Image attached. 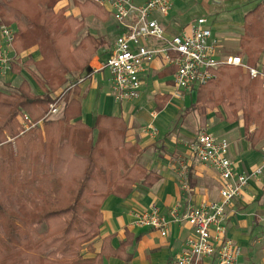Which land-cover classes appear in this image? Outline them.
<instances>
[{
  "label": "trees",
  "instance_id": "obj_1",
  "mask_svg": "<svg viewBox=\"0 0 264 264\" xmlns=\"http://www.w3.org/2000/svg\"><path fill=\"white\" fill-rule=\"evenodd\" d=\"M55 1L0 0L1 24L17 25L13 48L19 53L38 45L44 56L35 75L43 94L34 95L27 81L14 92L0 90V264H104L118 252L109 246L113 235L93 248L104 223L103 203L160 179L139 163L141 147L126 141L121 118L99 116L94 127L79 119L80 104L71 97L79 87L68 75L86 70L104 40L77 39L84 22L56 12ZM78 4L83 17L101 8L94 0ZM243 42L256 65L264 38ZM198 99L201 109L224 105L230 121L242 116L253 144L264 139L260 79L227 65L199 86ZM56 101L64 102L62 115L45 119ZM24 112L34 126L22 134ZM85 247L94 256L86 257Z\"/></svg>",
  "mask_w": 264,
  "mask_h": 264
},
{
  "label": "crops",
  "instance_id": "obj_2",
  "mask_svg": "<svg viewBox=\"0 0 264 264\" xmlns=\"http://www.w3.org/2000/svg\"><path fill=\"white\" fill-rule=\"evenodd\" d=\"M83 1L54 3L56 12L62 10L64 15L84 22L77 39L91 36L104 40L91 56L86 70L68 75L72 83L83 78L78 91L71 96L80 104L79 119L94 127L99 116L121 118L127 125L126 141L141 147L139 163L160 176L150 187L136 184L125 198L110 195L105 200L104 223L93 248L99 250L103 240L113 235L109 246L118 254L106 257L104 264H170L185 249L186 240L193 232L188 223L172 220V209L181 206L182 212L188 206H201L220 198L217 172L192 157L190 143L203 131L226 138L230 142L229 156L238 171L253 172L264 159V139L253 144L245 133L242 116L230 121L222 104L199 108V86L184 92L185 107L180 109L182 103L173 97L176 68L162 56L153 59L141 73L139 98L117 100L105 64L123 28L108 5L96 3L101 7L99 12L92 11L83 17L78 4ZM132 1L142 5L148 0ZM151 17L164 27L167 37L190 31L194 22L205 18L212 31L211 39L219 42V56L241 55L248 65L264 67V48L255 61L257 64L251 65L243 42L261 35L264 38V0H177L167 15L155 12ZM11 27L17 31L16 24ZM158 44L152 41L153 47ZM12 55L13 68L0 75V90L14 92L27 81L34 95L43 94L35 76L39 73L37 63L44 58L40 47L34 45L19 53L14 49ZM63 107L64 102L56 114L58 117ZM148 127L157 130L152 132ZM180 160L186 165L183 178L178 169ZM153 203L171 220L167 236L135 224V212L146 210ZM226 229L228 237L242 248L237 264H264V173L252 178L246 190L234 199ZM92 256L94 253L87 249L86 257ZM201 264H212V259L205 258Z\"/></svg>",
  "mask_w": 264,
  "mask_h": 264
},
{
  "label": "built area",
  "instance_id": "obj_3",
  "mask_svg": "<svg viewBox=\"0 0 264 264\" xmlns=\"http://www.w3.org/2000/svg\"><path fill=\"white\" fill-rule=\"evenodd\" d=\"M176 1L148 0L136 5L132 0H94L99 5L110 6L114 19L123 28L105 64L117 100L139 98L143 84L141 73L158 56L176 68L173 92L176 99H182L185 91L215 79L217 72L227 65L242 67L252 79H260L264 85V67L248 65L241 55L219 56V42L211 39L212 31L205 18L194 22L190 31L167 37L164 27L151 16L155 12L167 15ZM15 32L11 26H0V75L13 68ZM153 40L159 44L153 47ZM82 80L80 78L76 83ZM61 104L53 103L45 119L58 114ZM20 121L22 134L34 126L26 112ZM148 129L157 130L155 127ZM189 147L199 162L217 172L220 198L201 206H188L182 212L181 206L172 209V220L188 223L193 232L186 240L185 249L170 264H201L205 258L212 259V264H237L242 248L228 237L226 220L234 199L246 190L252 178L264 173V159L253 172L238 171L229 156L230 142L208 131L201 132ZM262 152L264 155V146ZM170 221L155 203L146 210L135 212L136 225L155 229L162 236L168 235Z\"/></svg>",
  "mask_w": 264,
  "mask_h": 264
},
{
  "label": "rangeland",
  "instance_id": "obj_4",
  "mask_svg": "<svg viewBox=\"0 0 264 264\" xmlns=\"http://www.w3.org/2000/svg\"><path fill=\"white\" fill-rule=\"evenodd\" d=\"M242 69V68H241ZM242 71H243V73L244 74H248V72H246L244 69H242ZM249 75V74H248ZM8 91H10V90H8ZM181 103H182V107H180V109H183V107H185V98H183V99H178ZM54 117H58V115H55ZM181 117L182 116H180L179 117V119H181ZM184 118H185V116H184ZM178 119V120H179ZM22 125V124H21ZM176 127V126H175ZM21 129L23 130V128H22V126H21ZM191 142V141H190ZM184 143H185V141H184ZM191 153H192V157L193 158H195V156H194V154H193V152L191 151ZM196 159V158H195ZM179 162V165H178V169H179V173L181 174V176H182V178H183V176L185 175V170H186V165H185V161H178ZM83 253L86 255L87 254V247H85L84 248V250H83Z\"/></svg>",
  "mask_w": 264,
  "mask_h": 264
}]
</instances>
